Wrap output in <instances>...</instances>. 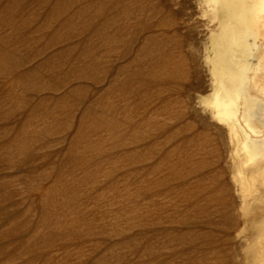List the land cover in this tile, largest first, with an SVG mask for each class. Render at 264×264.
Masks as SVG:
<instances>
[{
    "label": "rangeland",
    "instance_id": "rangeland-1",
    "mask_svg": "<svg viewBox=\"0 0 264 264\" xmlns=\"http://www.w3.org/2000/svg\"><path fill=\"white\" fill-rule=\"evenodd\" d=\"M179 2L0 0V264H264V42L235 137Z\"/></svg>",
    "mask_w": 264,
    "mask_h": 264
},
{
    "label": "bare ground",
    "instance_id": "bare-ground-1",
    "mask_svg": "<svg viewBox=\"0 0 264 264\" xmlns=\"http://www.w3.org/2000/svg\"><path fill=\"white\" fill-rule=\"evenodd\" d=\"M178 4L189 13L188 21L202 43L198 57H202L207 84L205 92L195 100L210 115L225 122L235 137L242 135L234 121L236 113L239 110L242 120L250 126L247 115L261 104L259 98H241L239 93L260 78L261 65L253 66L255 57L249 51L260 49L258 38L264 42V0H182ZM254 88L264 94V84L258 86L255 81ZM243 144L252 160L261 153V143L246 137Z\"/></svg>",
    "mask_w": 264,
    "mask_h": 264
}]
</instances>
